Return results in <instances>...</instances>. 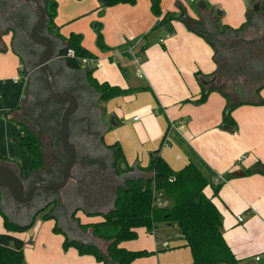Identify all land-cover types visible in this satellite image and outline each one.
Instances as JSON below:
<instances>
[{"label":"crops","instance_id":"1","mask_svg":"<svg viewBox=\"0 0 264 264\" xmlns=\"http://www.w3.org/2000/svg\"><path fill=\"white\" fill-rule=\"evenodd\" d=\"M256 2L261 3L260 10L264 9V0H160L161 16L154 14L151 0L107 7L102 16L95 10L97 7L88 14L90 8L99 5L96 0L69 8L65 12L68 18L80 14L68 26L69 32L82 34L83 45L100 60V65L91 67L93 75L99 81L139 88L106 102L100 101L98 93L88 85V67L71 71L62 58L51 62L57 88L70 90L79 98L78 111L85 115L87 131L92 132L93 125L102 126L104 142L121 144L128 164L135 168L134 174L149 164L158 149L174 170L194 163L203 172L209 181L204 192L222 214L224 237L239 260L237 264H264V259L255 260L256 255L264 253V173L258 171L259 164L264 165V104L257 103L264 100V88L255 100L246 103L242 99L240 102L245 103L234 108L235 124L224 123L227 99L223 92L216 89L206 101L196 103L202 84L217 87L220 65L214 59L210 37L194 24L201 25L203 21V25L216 30L223 26L239 28L248 18L253 22L264 15L260 10L254 18L250 15L248 5ZM62 13L60 7V16ZM167 14L173 18L158 24ZM92 19L102 23L106 51L85 41L87 33L91 36ZM60 31L69 35L62 28ZM12 37L8 32L0 38V155L29 164L32 155L17 145L23 128L16 116L29 91L30 73L24 68L21 48L30 46L18 39L21 48L17 49ZM85 107L87 112L83 111ZM76 123L81 125L79 119H73L71 125L75 127ZM165 140L169 147L164 146ZM243 155L246 158L238 162ZM220 175L225 181L217 185ZM101 213L88 215L79 210L76 217L87 223L100 220L102 217L93 216ZM0 219V228L5 232L2 215ZM45 223V235L36 240V248L29 252L24 249L27 264H102L92 255H80L75 248L65 251L64 236L52 234L54 219ZM74 227L78 228L76 223ZM138 232L137 239L123 246L153 253L133 264H191V250L177 226L159 223L151 232L144 228ZM96 242L106 250L107 242Z\"/></svg>","mask_w":264,"mask_h":264},{"label":"trees","instance_id":"2","mask_svg":"<svg viewBox=\"0 0 264 264\" xmlns=\"http://www.w3.org/2000/svg\"><path fill=\"white\" fill-rule=\"evenodd\" d=\"M151 2L154 14L161 16L160 0H151ZM135 3L136 0H100L95 10L102 16L107 7L118 4L132 5ZM24 4L30 8L25 2ZM43 4L47 9L48 21L42 33L54 39L57 50L56 55L58 58L64 59L66 67L69 70H81L82 64L80 58L96 57V55L83 45L82 34L71 32L69 35H64L61 33L60 29L62 27L58 26L55 21L59 7L57 0H45ZM260 11L264 14V9ZM172 18L173 15L167 14L163 19L158 21V24ZM251 22V18H248L239 28L223 26V28L218 30V34H224L227 30L233 33H241ZM93 26L99 49L106 51L108 46L104 43L102 23L96 22ZM208 41L214 48V59L219 63L217 45L212 40ZM34 44L38 47L35 42ZM39 48L43 49L42 46H39ZM69 49L75 51L74 56L68 55ZM34 57L37 58L36 53ZM24 68H27L26 65ZM26 71L28 70L26 69ZM39 73L44 78L41 68ZM93 73L94 69H86L87 83L98 93L100 101L106 102L112 98L125 96L139 90V88H124L111 84L108 81H99ZM32 75H36L35 71ZM197 75L200 78L201 74L197 73ZM263 88L264 84L259 85L256 89V94L258 95L259 90ZM216 89L223 92L227 97V105L223 113L224 123L235 124L232 111L237 105L245 102L250 103L248 102L250 100L240 102L242 100L240 99L232 103L229 94H226L222 88L202 84L200 95L195 102L198 104L203 103L209 94ZM32 91L34 90L32 89ZM46 91L47 95L51 97V100L45 106L35 107L34 101H31L29 105L34 106V111L37 115L38 113L41 114V112L44 113L51 130L59 127L60 145V116L62 114L60 112L63 111L66 102L54 99L47 87ZM28 94H30V89ZM38 97L42 101L41 99L45 96L39 95ZM26 101L22 102L17 108L19 112L16 119H18V123L23 128V133L18 137L17 145L32 155V166L30 171L22 170V177L36 175V173L44 168L45 164H48L42 149L41 138L20 119V116L24 112ZM257 103L264 104V100L261 99ZM54 110L57 111L56 115H54ZM81 114L78 113L76 117L81 116ZM53 115L56 117L55 120ZM81 125L85 126V121L81 122ZM77 126H80V123H76ZM72 129H74L73 124L71 125ZM83 131H87L86 126L83 128ZM107 148L112 152L114 157L116 173L124 180V183L119 187L118 196L111 207L106 212L101 213L102 218L100 220L81 223L75 214L71 216L72 223H76L77 227L83 233H91L90 240L72 238L62 228V215L56 213L58 203H53L49 212L43 214V220L54 219L55 224L52 231L54 234L64 236L63 249L65 251L70 248H75L80 255H92L102 264H133L135 260L147 257L153 252L146 249L131 250L124 247L123 243L137 239L140 228L151 232L159 223H167L175 225L179 229L182 237L186 241V246L191 250L193 257L191 264H237L239 262L224 237L222 214L212 199L208 198L204 192L209 185V181L194 163H188L183 168L174 170L160 154V149H158L153 152L149 164L145 167H140L138 170L139 174L135 175V168L128 164L119 142L107 144ZM60 149L65 154L61 146ZM1 158L6 157L0 155ZM51 164H49V168L52 169L48 170V173L58 172V165L55 163ZM258 171L264 173L263 164H259ZM249 172V170L246 171V173ZM160 199L166 201L165 206L160 207L157 205ZM4 202L5 195L0 193V215L4 218L5 226V232H0V264H27L24 251L26 242L15 233L31 228L35 224V221L23 225L11 220L4 209ZM95 239L107 242L105 251L99 247Z\"/></svg>","mask_w":264,"mask_h":264},{"label":"rangeland","instance_id":"3","mask_svg":"<svg viewBox=\"0 0 264 264\" xmlns=\"http://www.w3.org/2000/svg\"><path fill=\"white\" fill-rule=\"evenodd\" d=\"M57 1L59 2V7L55 21L57 22L58 26L62 27V30H66L65 32L70 33L68 26L75 19H78L79 17L77 15L80 14L72 16V18H68L65 12H67L68 9L71 7L72 9H75L79 5L88 3L89 0H57ZM97 1L99 3L100 0H96V2ZM39 2L42 5H44L43 3L45 2V0H39ZM7 3H8L7 9L5 8L6 16L5 18L0 19V21L5 22L6 24L5 27H7V29L2 30L1 32L2 34L0 33V38L2 37L1 35L5 33V30H7L6 33L12 32L13 43H15L17 49L21 48L20 45H17L18 39L22 41L24 39V42L28 46H30L32 50L34 49L37 56V58L34 57V59L30 58V60H28V56H24L25 57L24 64L26 65L27 67L26 69L30 73L28 77L30 94H28V98L24 106V112L22 113V116H20V119L23 122H25V124H27L37 134L39 138H41L43 145L42 149L45 154L46 162L48 164H45L44 168L40 170L38 173H36V179L46 180L50 177L47 176L48 170L52 169L49 168L50 167L49 164L55 163L58 165L57 169H59V171L56 172V174L60 176L67 158L60 149L59 127L58 128L55 127L54 129L51 130L49 124H47L48 120L46 119L44 113L41 112V114L38 113L37 115V113L34 111L35 110L34 106L29 105L31 101H34L36 105L35 107H43L45 106L46 103L49 102V100H51V97L48 96L46 93L47 91H46V85L44 83V78L39 73L40 72L39 52H41L42 49L40 48L36 49L35 44L30 37V30L33 24L35 23V21L37 20V16L30 8H28L24 4L22 0H9ZM253 5L254 4L250 6L248 5V11L250 12V15H253L254 18V14L258 11L253 10ZM60 7L64 11V13H62L61 16H60ZM95 7L97 6L90 8L88 10V14H91L92 10L95 9ZM80 13L82 14L85 12H80ZM89 16L92 17L91 15ZM95 22L96 21L93 19L90 22L91 36L87 33L85 36V41H87L91 45L94 44L98 47L96 42V32L93 26ZM202 22L203 21L200 22L201 25L194 24V26L197 29L204 31L210 37V39L214 41L217 45L218 60L220 65V73H219L220 76H219V81L217 82V87L222 88V90L226 94H229L232 103L240 99L255 100L258 96L256 94L257 87L261 84H264V15L262 17L254 19L252 24L246 27L245 30L241 33H233L227 30L224 34L220 35L218 34V30H216L214 27H211L212 28L211 29L206 26L205 22L204 25ZM20 33L23 35V37L18 38V35ZM34 71L36 75H32ZM32 89L34 91H32ZM241 94H244L243 97L240 96ZM39 95L45 96L43 99H41L42 101H40L38 97ZM47 98L48 100H46ZM53 112L54 115L57 114L56 110H54ZM62 112L63 111H61L60 114ZM53 118L54 120L56 119L55 116ZM57 121H59V119H57ZM74 130L76 131L75 127ZM19 164L21 165L22 170L26 171L27 169L30 168L32 161H30L29 164H27L24 160L23 162L20 160ZM6 201L7 200H5L4 202V209L6 213H8V215L10 216L11 220L21 223L23 225L30 223V221L21 222L15 219L14 217H12ZM56 211H58V208ZM64 213L66 215H69V213L65 211ZM93 217H95V219H100L102 217V214ZM1 220L2 219H0L1 226H3V222ZM42 220H43V213L36 218V223L31 228L19 232V234H21L22 237L26 239L25 247L27 249L26 250L27 252L35 249L36 240H39L45 235L43 234L45 233L44 232L46 228L45 226H48L45 222H47L49 219L43 221ZM61 226L66 232L70 234L69 236H71L72 238L75 237L77 239H81V240L83 239L77 235L79 232L78 230L80 229L76 227H74L75 228L74 229L72 227L73 225H69L66 227V224L64 223H61ZM1 229L3 228H0V232L3 231ZM52 234L54 235L53 231ZM79 234L86 239L90 240L91 238L89 232L83 233L81 231L79 232Z\"/></svg>","mask_w":264,"mask_h":264},{"label":"water","instance_id":"4","mask_svg":"<svg viewBox=\"0 0 264 264\" xmlns=\"http://www.w3.org/2000/svg\"><path fill=\"white\" fill-rule=\"evenodd\" d=\"M23 1L37 15V20L30 31V37L37 45L43 47L39 54V67L43 72L46 87L54 99L66 102L60 116V146L66 154L67 160L60 181L39 180L26 190L21 165L16 160L1 158L0 193L11 197L17 206H22L31 201L39 189L60 193L70 181H74L75 185L70 193L76 197L78 203L74 204L73 210H82L88 215L104 212L103 210L109 208L115 201L119 187L124 183V180L116 175L114 168L104 169L99 164L89 165L85 169L77 166L80 162L78 154L84 153V146L72 142L71 123L73 116L80 108V100L74 92L70 90L60 91L56 86L51 68V62L57 58L56 45L51 36L42 33L48 21L46 7L38 0ZM260 8V2L253 5V9L256 11ZM74 171L77 173L76 175L73 174ZM136 171L138 172V169ZM243 173L239 172L238 174Z\"/></svg>","mask_w":264,"mask_h":264},{"label":"flooded vegetation","instance_id":"5","mask_svg":"<svg viewBox=\"0 0 264 264\" xmlns=\"http://www.w3.org/2000/svg\"><path fill=\"white\" fill-rule=\"evenodd\" d=\"M8 1L9 0H0V19L5 18L6 16L5 8L7 9ZM5 25H6L5 22L0 21V33L2 32L3 29H7ZM6 31L7 30H5V33ZM21 36L22 34L20 33L18 35V38ZM21 50L23 52V56H28V60H30L31 57H33L32 59H34L35 51L32 50L31 47H29L28 49L22 46ZM83 111L87 112V108L85 107ZM78 113L79 111L76 114ZM84 118H85V115L83 114L77 117L76 115L73 116V119H75L76 121L77 119H79L80 122H84L86 120ZM75 128H77L76 131L72 129L71 140L73 143L84 146V153L78 154L80 162L79 164H77V166L82 169H85L89 165L99 164L104 169L114 168L116 171L114 157L112 153L109 151V149L107 148V144L104 142V139L102 136L103 127L99 125H93L92 132L83 131V128H85V126H82V125L77 126V127L75 126ZM86 132H89V133L86 134ZM73 174L76 175L77 173L74 171ZM47 176L48 177L50 176V177L46 180L57 182L61 180L62 173L60 176H58L56 173H50V174L48 173ZM22 178H23L26 190H28L29 187L34 182L37 181L36 175L34 174L32 176H23ZM74 185H75V182L70 181L68 186L64 188L60 193L55 192V191H47L45 189H39L35 192L33 199L22 206H17L15 201L11 197H8L7 195H5V199L7 198L6 203H7L8 208L10 209L11 216L21 222L22 221L24 222L35 221L36 223V218L40 214L42 213L44 214L47 211H49L53 203H56V204L58 203V206H57L58 211H56V213L62 215L61 217L62 223L66 224V227L69 225H73L72 227L74 228V224L72 223L71 216L73 214L77 216V213L79 211V210L78 211L73 210L74 204L78 203L76 201V197H74L70 193L73 190ZM79 200L80 199L78 198V201ZM43 208H45L46 210ZM62 210L69 213V215H66L64 212H62Z\"/></svg>","mask_w":264,"mask_h":264},{"label":"built area","instance_id":"6","mask_svg":"<svg viewBox=\"0 0 264 264\" xmlns=\"http://www.w3.org/2000/svg\"><path fill=\"white\" fill-rule=\"evenodd\" d=\"M188 1L189 2H196L197 0H188ZM68 55L69 56H74L75 55V51L73 49H69L68 50ZM80 62L82 64V66H84V67L86 66L88 68H91V67H95V66L100 65V60L97 57H84V58H80ZM17 80H21V78L18 77ZM135 119H139V116H136ZM164 146L169 147L168 142L166 140L164 142ZM245 158H246V155H243L241 158H239L238 162L244 160ZM224 181H225V177H223V176L220 175L216 179V184L219 185V184H221ZM157 205L160 206V207L165 206L166 205V201L160 199V200H158ZM238 219L239 220H242V218L240 216L238 217ZM263 259H264V253L258 254V255L255 256V260L257 262H260Z\"/></svg>","mask_w":264,"mask_h":264}]
</instances>
